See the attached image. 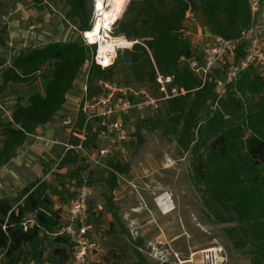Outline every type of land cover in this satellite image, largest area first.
I'll list each match as a JSON object with an SVG mask.
<instances>
[{
  "label": "trees",
  "instance_id": "trees-1",
  "mask_svg": "<svg viewBox=\"0 0 264 264\" xmlns=\"http://www.w3.org/2000/svg\"><path fill=\"white\" fill-rule=\"evenodd\" d=\"M62 1L68 8L66 21L82 33L89 31L96 0ZM188 12L199 18L203 31L201 44L192 36H182ZM251 17L250 0H130L112 33L139 42L131 49L119 51L128 64L130 78H119L117 82L114 76L118 59L113 66L102 69L92 61L96 45L85 43L83 38L28 47L10 60L0 56V93L9 84L31 86L39 78L43 81V91H36L26 99L17 98L8 119L0 113V166L16 155L17 149L38 127L54 119L84 66H89L90 97L102 93L101 81L155 89L157 72L172 75L174 85L187 91L185 95L168 99L157 111H145V116L144 112H129L124 121L129 124L133 116L141 114L143 117L136 122L135 130L130 131L133 138L137 136L141 140L143 130L161 131L176 141L181 155L191 153V168L196 184L202 187L203 206L211 220L225 225L226 239L236 251L250 255V264H264V75L261 68L250 66L219 97L213 80L203 85L181 61L182 56L201 57L202 47L214 36L239 37L252 24ZM0 43L5 45V40L0 38ZM242 55L240 50L238 57ZM215 73L222 75L220 69ZM84 122L85 115L80 110L77 128ZM88 129V147L103 146L97 120ZM71 143L76 144L77 139L72 137ZM127 158L115 153L107 160L113 171L106 178L110 192L106 205L113 215L108 231L120 235L117 229L121 226L120 233L130 237L112 195L119 185L115 172L124 175L130 171ZM86 164L82 154L69 150L58 160L59 170L55 175L66 183L36 179L14 198H0L1 264H71L75 246L62 233V228L83 172L90 176L99 169ZM65 198L71 201L68 207ZM91 211L90 207L85 218V224L90 226V238ZM131 241L135 246L134 260L119 259L117 252L110 250L97 264H151L139 250L143 239L131 237Z\"/></svg>",
  "mask_w": 264,
  "mask_h": 264
},
{
  "label": "rangeland",
  "instance_id": "rangeland-1",
  "mask_svg": "<svg viewBox=\"0 0 264 264\" xmlns=\"http://www.w3.org/2000/svg\"><path fill=\"white\" fill-rule=\"evenodd\" d=\"M67 10L62 0H0V38L5 40V45L0 43L1 58L10 60L28 47H40L53 41H82L83 33L66 21ZM199 25V18L195 17L190 28L194 41L201 44L203 33L199 34ZM117 59L115 81L119 78L128 80L130 72L123 54L119 52ZM88 67L82 68L54 119L39 127L41 132L36 136L35 131V136L26 140L29 144L21 145L10 161L0 166V198H14L36 179L52 180L53 184L66 183L64 178L55 177L59 170L57 164L77 128ZM260 71L264 75V70ZM36 91H43L41 78L31 86L9 84L0 93L1 116L8 119L17 98L26 99ZM142 117L141 114L133 116L128 129L133 132ZM205 117L204 113L202 118ZM102 141L103 145L107 143L105 139ZM127 157L130 171L120 174L119 185L112 195L121 223L129 230L130 237L120 233L121 226L117 229L120 235L108 231L113 220L106 205V196L110 193L106 178L110 171L100 167L89 176V184L94 188L90 199L93 225L90 236L98 249L91 252L87 264L99 263L110 250L117 252L119 259L134 260L135 246L131 237L143 239L139 250L151 264H203L200 252L213 247L223 248L227 257L223 264H250V255L231 246L224 235L225 225L213 223L203 206L202 187L196 184L191 168V153L181 155L176 141L161 131L143 130L141 140L136 136L131 141ZM81 180L77 182L76 192ZM167 191L173 194L175 209L163 214L155 197ZM64 202L68 207L71 201L65 198Z\"/></svg>",
  "mask_w": 264,
  "mask_h": 264
},
{
  "label": "built area",
  "instance_id": "built-area-1",
  "mask_svg": "<svg viewBox=\"0 0 264 264\" xmlns=\"http://www.w3.org/2000/svg\"><path fill=\"white\" fill-rule=\"evenodd\" d=\"M104 4L108 8L107 3ZM250 7L252 24L244 29L239 37L214 36L210 42L202 47L201 57H181V61L185 62L202 80L203 85L208 80L214 81L219 97L224 96L228 86L236 80L242 71L250 66L264 70V0H250ZM101 16L102 11L98 9V0H96L90 30L98 24L97 20ZM194 18V15L188 12L185 25L181 30L183 37L187 38L193 35L190 23ZM116 23L117 20L112 24L102 21L99 29L101 36L94 42L89 36L90 30L83 32L85 43L96 45L92 61L102 69L114 65L119 51L131 49L139 42V40L128 39L126 36H118L125 43L121 46L118 44L109 46L107 40L113 35L112 32ZM198 31L202 35L203 31L200 25ZM240 50H242L243 55L238 57ZM216 69L222 71L221 76L216 75ZM156 83L157 87L152 89L145 86L118 85L109 81H101L102 93L90 97L86 80L80 108L85 115V122L82 127L72 132L71 136L77 139V143L67 144L64 154L69 150H76L84 156L87 165L91 166L89 168L103 167L108 171H113L107 160L115 153L121 156L128 155L130 143L134 139L128 129L129 124L124 121V116L132 111L141 113L148 110L157 111L168 99L187 93L185 89H179L174 85V76L172 75L164 76L157 72ZM96 120L101 128V139L107 141L105 145L99 148L88 147L87 145L88 125ZM1 142L2 132L0 130V146ZM115 173L117 177H120L119 173ZM88 177V173L82 175L81 185L77 189L62 228V233L69 236L75 246L71 264H87L91 252L98 249L97 243L88 235L90 226L85 224V218L90 210V199L93 197L94 191L92 185L89 184ZM155 203L163 214H168L175 209L173 194L168 191L157 195ZM27 229L28 226L25 223L24 230ZM226 258L222 247H213L200 252V259L203 264H223Z\"/></svg>",
  "mask_w": 264,
  "mask_h": 264
},
{
  "label": "bare ground",
  "instance_id": "bare-ground-1",
  "mask_svg": "<svg viewBox=\"0 0 264 264\" xmlns=\"http://www.w3.org/2000/svg\"><path fill=\"white\" fill-rule=\"evenodd\" d=\"M126 2L127 0H98V9H101L102 16L97 20L98 24L89 31V36L93 42L101 36L99 29L102 21L112 24L115 20H118L125 10ZM104 3H107L108 8H106ZM110 37L111 38L107 40V44H109V46H113L114 44L121 46L125 43L118 38V36L111 35Z\"/></svg>",
  "mask_w": 264,
  "mask_h": 264
},
{
  "label": "crops",
  "instance_id": "crops-1",
  "mask_svg": "<svg viewBox=\"0 0 264 264\" xmlns=\"http://www.w3.org/2000/svg\"><path fill=\"white\" fill-rule=\"evenodd\" d=\"M48 124H49V123H48ZM48 124H45V125H43V126H46V125H48ZM40 127H41V126H40ZM39 132H41V131L39 130V127H38L37 130H36V136H37V134H39ZM33 136H35V135L31 134V135H29L28 137H33ZM25 144H29L28 141H26ZM66 145H67V144H66ZM17 152H19V151H17ZM63 154H64V153H63ZM63 154H62V156H63ZM62 156H61V157H62ZM61 157H60V158H61ZM63 171H65V169H62V172H63ZM43 179H44V178H43Z\"/></svg>",
  "mask_w": 264,
  "mask_h": 264
}]
</instances>
